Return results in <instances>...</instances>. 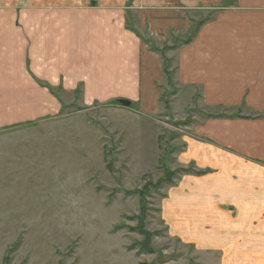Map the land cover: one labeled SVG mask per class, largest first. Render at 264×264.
Wrapping results in <instances>:
<instances>
[{
    "label": "crops",
    "instance_id": "crops-1",
    "mask_svg": "<svg viewBox=\"0 0 264 264\" xmlns=\"http://www.w3.org/2000/svg\"><path fill=\"white\" fill-rule=\"evenodd\" d=\"M124 1L0 0V129L75 100L145 106L155 79L143 35L193 30L173 49L174 81L200 87L217 113L192 127L189 162L205 173L183 180L166 217L221 264H264V0Z\"/></svg>",
    "mask_w": 264,
    "mask_h": 264
},
{
    "label": "rangeland",
    "instance_id": "rangeland-1",
    "mask_svg": "<svg viewBox=\"0 0 264 264\" xmlns=\"http://www.w3.org/2000/svg\"><path fill=\"white\" fill-rule=\"evenodd\" d=\"M192 31L141 37L155 79L145 106L75 100L56 116L0 129V264H221L165 213L189 175L205 173L189 162V141L194 123L217 113L200 87L174 81L173 49ZM140 221L151 252L140 250Z\"/></svg>",
    "mask_w": 264,
    "mask_h": 264
},
{
    "label": "trees",
    "instance_id": "trees-1",
    "mask_svg": "<svg viewBox=\"0 0 264 264\" xmlns=\"http://www.w3.org/2000/svg\"><path fill=\"white\" fill-rule=\"evenodd\" d=\"M189 40V38L188 39H186V41H188ZM160 52H162L161 50H160ZM164 71H165V73H167V67H166V65L164 66ZM168 81H170L171 80V76H170V74H168ZM171 82V81H170ZM78 92V90H76V93ZM114 103H116V100L114 101ZM106 166H107V168H108V170L110 171L111 170V167H110V165H108V164H106ZM137 192V191H136ZM138 194H142L140 191H138ZM139 214H141V216H142V214L145 216V207H144V203L142 202L141 203V206H140V213ZM140 216V219H142V217ZM138 218V217H137ZM141 222V226L140 227H138V231H139V233H141V235L144 237V240H146V241H144L143 243H139V245H140V250H142V251H145V252H151L152 250L149 248V247H147L146 245H147V241L149 240V232L147 231V230H145V228H143V224H142V221H140Z\"/></svg>",
    "mask_w": 264,
    "mask_h": 264
},
{
    "label": "water",
    "instance_id": "water-1",
    "mask_svg": "<svg viewBox=\"0 0 264 264\" xmlns=\"http://www.w3.org/2000/svg\"><path fill=\"white\" fill-rule=\"evenodd\" d=\"M116 103L122 107H130L131 106V101L127 99H118L116 100Z\"/></svg>",
    "mask_w": 264,
    "mask_h": 264
}]
</instances>
